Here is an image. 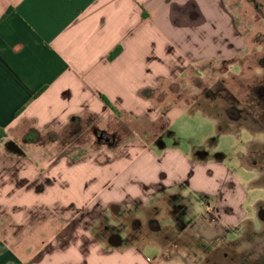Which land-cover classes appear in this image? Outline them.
Masks as SVG:
<instances>
[{
	"label": "crops",
	"instance_id": "1",
	"mask_svg": "<svg viewBox=\"0 0 264 264\" xmlns=\"http://www.w3.org/2000/svg\"><path fill=\"white\" fill-rule=\"evenodd\" d=\"M231 6L229 0H0V264H205L194 258L197 251L237 236L250 220L244 177L254 175V187L256 155L251 148L237 154L236 175L224 155L191 143L181 148L170 124L191 109L214 118L180 103L161 112L141 96L180 83L195 66L243 55L247 40ZM102 97L123 118H163L161 140L77 159L51 157L24 141L30 131L61 129L72 117H113ZM215 122L217 133L239 131ZM19 140L23 151L14 144ZM113 206L119 212L110 219L124 222L125 239L105 218ZM135 221L154 222V234L173 239H147L132 228Z\"/></svg>",
	"mask_w": 264,
	"mask_h": 264
},
{
	"label": "rangeland",
	"instance_id": "2",
	"mask_svg": "<svg viewBox=\"0 0 264 264\" xmlns=\"http://www.w3.org/2000/svg\"><path fill=\"white\" fill-rule=\"evenodd\" d=\"M229 4L232 5L239 31L247 40L243 55L232 62H207L193 67L180 83L161 86L155 93L153 102L161 112L179 103L190 108L199 106L218 122L219 128L226 131L239 130L229 134L217 133L214 119L204 118L201 113L192 109L179 118L178 122L175 120L174 124H170L169 129L180 138L178 143L183 149L190 148L191 143L203 147L215 157L224 155L225 164L236 175H241L242 169L235 156L244 154L250 148L256 155L259 173L256 174L254 187L249 182V178L254 175L246 174L244 177L249 194L245 209L250 220L245 222L243 229L231 241L215 246L213 251H197L194 258L205 264H264V132H256L257 125L251 121L260 117L263 120L261 127L264 129V103L259 105L251 92L258 80L264 77V10L260 0H229ZM239 109L244 111L240 120L237 118ZM143 121V125H137L132 118L84 116L81 122L68 124L61 129L46 130L42 133L41 142L33 145L41 151L50 152L51 157L58 158L63 153L77 159L90 156L99 149L118 150L132 141H142L145 144L160 141L162 131L167 127L165 120L162 118L151 122L146 118ZM136 129L139 134H135ZM148 130L152 132L146 133ZM142 133L147 134L145 138ZM164 141L171 143L167 138ZM23 143L19 140L14 144L23 151ZM11 146L8 147L11 149ZM44 155L48 158L46 153ZM118 212L113 206L105 218L110 225L115 226L117 235L125 239L124 222L110 219V213ZM127 212L130 211H122L123 214ZM132 228H141V235H145L147 239L157 237L164 242L173 239L170 234H154L150 230L156 229L154 222L142 223L141 226L139 221H135ZM186 242L192 247L195 245L189 238L176 239V243Z\"/></svg>",
	"mask_w": 264,
	"mask_h": 264
},
{
	"label": "trees",
	"instance_id": "3",
	"mask_svg": "<svg viewBox=\"0 0 264 264\" xmlns=\"http://www.w3.org/2000/svg\"><path fill=\"white\" fill-rule=\"evenodd\" d=\"M120 52V49H116L113 53H111V55L109 56V60L114 59ZM156 91L154 90H145L143 92H141V96L144 97L145 99H149V100H154V95H155ZM103 102L105 103V105L114 113V116L121 119L122 116L119 113V111L117 109H115L111 103L105 98L102 97ZM84 117V116H83ZM83 117H72L70 119L69 124H75L76 122H81V120L83 119ZM140 122V123H139ZM137 125L144 124L143 120H136L135 122ZM149 124H153V123H149ZM140 125V126H141ZM139 126V127H140ZM149 131L152 132V130H148L146 133L149 134ZM2 131L0 130V136L2 135ZM146 133H142V136L145 138V136L147 135ZM135 134H139V131L136 129ZM43 137V134L38 132V131H30L29 133L26 134V136L24 137V141L26 143H39L41 142Z\"/></svg>",
	"mask_w": 264,
	"mask_h": 264
},
{
	"label": "flooded vegetation",
	"instance_id": "4",
	"mask_svg": "<svg viewBox=\"0 0 264 264\" xmlns=\"http://www.w3.org/2000/svg\"><path fill=\"white\" fill-rule=\"evenodd\" d=\"M251 92L256 97V99L259 101L258 104L259 105H263V103H264V77L263 78H260L258 80L257 85H254L253 86ZM242 113H244V111L241 110V109H239L237 111V118H238V120L242 119V117H241L242 116ZM259 119H260V117L258 119H254L253 118L251 120L252 121V124L257 125L258 131H256V132H264V129L261 127V124H262L261 121H263V120L262 119L259 120ZM260 127L262 129H259ZM257 157H259V159H260V155H258ZM253 163H254V165L256 167L257 166V160L254 159ZM258 173H259V171H258Z\"/></svg>",
	"mask_w": 264,
	"mask_h": 264
},
{
	"label": "water",
	"instance_id": "5",
	"mask_svg": "<svg viewBox=\"0 0 264 264\" xmlns=\"http://www.w3.org/2000/svg\"><path fill=\"white\" fill-rule=\"evenodd\" d=\"M100 139H101V138H100ZM100 139H99V140H100Z\"/></svg>",
	"mask_w": 264,
	"mask_h": 264
}]
</instances>
